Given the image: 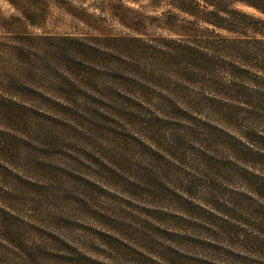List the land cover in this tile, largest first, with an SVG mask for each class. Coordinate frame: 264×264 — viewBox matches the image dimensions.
Masks as SVG:
<instances>
[{"label": "trees", "instance_id": "1", "mask_svg": "<svg viewBox=\"0 0 264 264\" xmlns=\"http://www.w3.org/2000/svg\"><path fill=\"white\" fill-rule=\"evenodd\" d=\"M163 21L149 38L0 36V264H118L60 259L42 243L50 215L36 203L86 194L38 168L39 145L65 146L54 130L72 142V163L166 205L145 225L168 237L136 235L138 264H264V0H177ZM19 168L47 179L22 184ZM111 211L99 223L124 245Z\"/></svg>", "mask_w": 264, "mask_h": 264}, {"label": "rangeland", "instance_id": "2", "mask_svg": "<svg viewBox=\"0 0 264 264\" xmlns=\"http://www.w3.org/2000/svg\"><path fill=\"white\" fill-rule=\"evenodd\" d=\"M176 3L177 0H0V36L16 37L21 34L60 37L162 36L164 16L171 6L175 7ZM235 8L247 15L260 18L256 11L248 7L237 5ZM182 19L184 16H181L178 22H182ZM221 34L226 35L222 32ZM53 135L62 139L65 146L59 144L60 146H49L45 150L46 147L39 145L45 160L43 167L38 168H46L53 174L55 172L58 178H63L71 185L75 182L74 184L81 187V191L86 190V194L68 195L72 201L68 200L65 203L70 202V205L73 203L64 208L59 206L49 208L48 205L36 203L38 209L43 208L44 216L50 215L42 218L39 223L46 229L42 243L45 242L52 247L51 249L56 247L55 249L61 251L60 259L70 261L73 258L77 259L78 256L79 259H98L109 263L115 261L113 263L118 264H138L140 257L133 248L141 244V238L136 237L138 234L148 235L147 238L152 234L157 235L156 241L164 243L166 240L164 237H168L166 233L153 231L150 225H145L148 215L166 212V205L162 201L159 202L160 198L134 192L129 194L123 188L109 186L104 172L100 168L93 167L92 162L77 157L76 160L80 163H72L71 157L74 156L69 152L72 142L55 130ZM52 163L60 166V169L49 168ZM46 169L38 172L36 168L32 170L19 168L26 178L22 184L32 183L33 180H46L47 177L43 176ZM69 172L72 173L70 181L66 177V173ZM21 181V179L16 180L15 183L21 184ZM50 183H53L52 180ZM100 183L107 190H101ZM40 187V183L36 185V189ZM108 191H111L110 194L107 193ZM33 195L38 196V193ZM237 196L248 204H260L256 199L252 201L251 195ZM108 210H112L111 212L117 213L122 218L119 220L121 223L119 227L113 229L117 234L119 233L118 236L123 240L124 245L114 244L117 242L110 243L106 235L112 228L101 221L99 223L97 215ZM127 223L130 228L123 230L121 227H126ZM47 253L50 254V251L48 250ZM140 264L151 263L147 259H141Z\"/></svg>", "mask_w": 264, "mask_h": 264}]
</instances>
